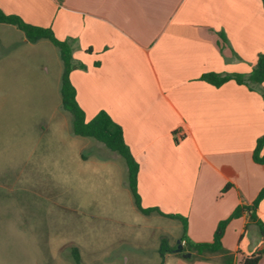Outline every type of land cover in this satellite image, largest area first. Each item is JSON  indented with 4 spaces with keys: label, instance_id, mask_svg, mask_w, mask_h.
I'll list each match as a JSON object with an SVG mask.
<instances>
[{
    "label": "crops",
    "instance_id": "crops-1",
    "mask_svg": "<svg viewBox=\"0 0 264 264\" xmlns=\"http://www.w3.org/2000/svg\"><path fill=\"white\" fill-rule=\"evenodd\" d=\"M0 9L73 43L74 64L85 66L70 75L78 103L88 120L105 110L123 128L140 165L142 205L164 215L138 210L171 223L158 229L171 237L177 224L181 240L185 226L169 216L180 215L190 239L211 242L221 221L257 199L264 165L253 154L264 137V83L217 87L202 76L251 73L264 54L262 0H0ZM1 26L19 32L17 45L30 44L19 28ZM260 224L264 199L229 222L223 243L233 264L261 250L264 264ZM163 242L174 251L162 256L167 264H226L219 255H176L165 237L160 251ZM122 248H103L102 264H129Z\"/></svg>",
    "mask_w": 264,
    "mask_h": 264
},
{
    "label": "rangeland",
    "instance_id": "rangeland-1",
    "mask_svg": "<svg viewBox=\"0 0 264 264\" xmlns=\"http://www.w3.org/2000/svg\"><path fill=\"white\" fill-rule=\"evenodd\" d=\"M18 33L0 27V264H77L75 249L102 264L119 244L129 264H167L161 238L177 250L182 229H158L171 223L138 210L125 160L74 135L59 49Z\"/></svg>",
    "mask_w": 264,
    "mask_h": 264
},
{
    "label": "trees",
    "instance_id": "trees-1",
    "mask_svg": "<svg viewBox=\"0 0 264 264\" xmlns=\"http://www.w3.org/2000/svg\"><path fill=\"white\" fill-rule=\"evenodd\" d=\"M262 2L264 7V0H262ZM0 23L9 24L19 28L26 34L29 42L31 43H37L38 41L45 39L49 40L59 49L61 59L64 62V71L61 85L62 106L63 109L69 112L72 117L74 135L84 138H92L106 147L112 154H115V156L123 158L126 162L128 172L127 186L133 195L137 208L144 214L156 212L164 215V213L158 207L145 208L142 205L141 195L138 189L140 165L133 156L129 146L125 142L123 128L117 124L112 119L110 114L105 110H101L95 117H93L91 120H88L85 111L79 105L77 100V91L71 81L70 75L73 70L77 68L84 69L85 66L74 64L73 43L69 40L58 39L52 28L28 24L20 17L6 14L1 9ZM202 80L217 87H220L229 80H235L239 84H245L251 88L253 85L262 84L264 83V54L259 56L256 66L247 76L240 74L222 75L217 73H208L202 76ZM263 147L264 137H261L257 140L253 158L255 162L264 165V156L262 155ZM263 199L264 188L251 205L237 207L228 219L219 223L215 231L214 239L211 242L199 243L193 241L186 234L187 219L180 215H169L171 217L180 219L185 226V232L181 239V242H185L184 249L182 252L175 254L183 257V255L191 253L192 255L188 257V260L190 261L207 259L208 255H219L221 256L224 263L233 264L235 255L227 250L223 243V237L225 235L226 228L231 220L241 217L245 211H250L253 213ZM260 226L264 234V225L260 224ZM74 251L77 264H82L78 249H75ZM171 252H174L173 249H170L168 244L163 242L161 247L162 256L165 257L167 253ZM262 256V250L256 251L251 256L243 258L241 264H259Z\"/></svg>",
    "mask_w": 264,
    "mask_h": 264
},
{
    "label": "water",
    "instance_id": "water-1",
    "mask_svg": "<svg viewBox=\"0 0 264 264\" xmlns=\"http://www.w3.org/2000/svg\"><path fill=\"white\" fill-rule=\"evenodd\" d=\"M178 244H179V247H178V249L176 250V252L178 251H183V244H182V242H181V240H179L178 241ZM192 254L191 253H188V254H186V256L187 257H190Z\"/></svg>",
    "mask_w": 264,
    "mask_h": 264
},
{
    "label": "built area",
    "instance_id": "built-area-1",
    "mask_svg": "<svg viewBox=\"0 0 264 264\" xmlns=\"http://www.w3.org/2000/svg\"><path fill=\"white\" fill-rule=\"evenodd\" d=\"M263 241H264V237H263Z\"/></svg>",
    "mask_w": 264,
    "mask_h": 264
}]
</instances>
